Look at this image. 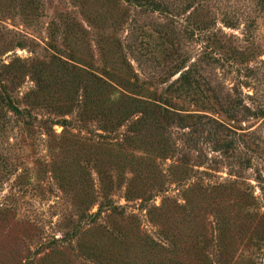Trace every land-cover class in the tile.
Returning a JSON list of instances; mask_svg holds the SVG:
<instances>
[{
    "label": "rangeland",
    "instance_id": "rangeland-1",
    "mask_svg": "<svg viewBox=\"0 0 264 264\" xmlns=\"http://www.w3.org/2000/svg\"><path fill=\"white\" fill-rule=\"evenodd\" d=\"M159 1L170 10L153 11L125 0H0V69L17 78L13 82L4 72V83L33 115L29 129L0 101V264H101L93 246L99 254L131 253L125 258L138 264H161L164 258L200 264L203 253L213 264H264V0ZM197 22L207 25L203 34ZM166 32L174 33L175 42L163 38ZM105 57L137 74L138 80H127L130 91L145 86L164 99L167 87L197 63L195 77L211 98L210 110L199 108L192 97H176L175 110L206 114L182 124L169 123L153 109L142 121L148 124V138L144 135L150 142L159 131L167 154L143 164L137 185L150 198L126 199L123 185L113 194L117 207L89 214L80 240L69 242L63 237L79 221L76 197L101 195L98 169L120 182L117 174L128 176L136 165L128 147L99 143L98 121L84 128L82 109L66 114L62 105L65 98L82 100L91 78L87 65L102 73ZM178 63L185 68L175 73ZM33 71L44 74L41 85L52 84L44 96L50 100L37 101ZM128 94L126 106L137 96ZM222 105L236 108L239 121L231 120ZM62 117L74 121L66 135L63 126L52 123ZM138 117L143 116L137 112L119 128L118 139L135 129ZM211 117L232 128L224 132L236 139L231 157L209 136L215 125ZM194 121L199 133L192 135ZM248 157L250 163L241 161ZM26 169L38 174L35 182L26 181ZM61 182L75 188L65 191ZM224 186L226 193L217 195ZM243 192L254 197L251 208ZM97 210L93 205L90 213ZM136 236L150 243L137 248L132 245ZM226 244H231L230 254L220 261V247ZM196 245L200 255L189 251Z\"/></svg>",
    "mask_w": 264,
    "mask_h": 264
},
{
    "label": "trees",
    "instance_id": "trees-1",
    "mask_svg": "<svg viewBox=\"0 0 264 264\" xmlns=\"http://www.w3.org/2000/svg\"><path fill=\"white\" fill-rule=\"evenodd\" d=\"M125 1H127L130 4L135 5L136 7H140L144 9H151L153 11H159V10L163 11L166 9H168V11L170 10V7L163 4L159 0H125ZM85 18L89 22L93 20L92 15H86ZM93 22L94 21H92V23ZM195 24L197 28L199 29V31L202 32L201 34H203V31L208 28L207 25L206 24L203 25L202 22L201 23L197 22ZM168 34L169 32H166L164 34L165 37L163 38H168L170 43L175 42L171 40V38L175 37L174 33L173 34L171 33L173 37L169 36ZM209 47L210 45H206V48H209ZM105 59L106 60H104V63H103L104 70L102 73H100L99 71H96L92 66L84 64V65H87L86 71L90 74L91 78H89L88 80L89 85L86 84L83 87L84 94H83L82 100H78V102H76L75 99L65 98L61 100L62 105H63V108H65L66 114L73 112L75 107H79L82 109V111L79 113H81L80 120L82 121L81 124L82 125L84 124L83 125L84 128L88 127V122L90 120L98 121L99 128L96 130V134H98L100 138L99 143L101 145L105 144L111 149H114L115 146L122 147V148L128 147V150L132 153V156L134 157V161L136 162V165L130 169L128 176H125L127 172L125 174H117L118 180L120 179V182L119 181L115 182L113 179H110V177L112 176L110 174H107L104 170H102L101 167L98 169L101 174L100 179L102 181L100 185V189H101L100 196L102 197V200L101 202L97 203L98 197H100V196L96 197L97 194L95 196L92 194L91 199H88L87 195L84 196L83 198H78V196L76 197L77 199L75 203L77 204L76 213L79 216V221L76 224H74L72 229L68 230L67 233L65 234V237H63V239L65 240L67 239L69 242H72L75 238L79 239V234H80L79 230L81 228L83 221L84 220L87 221L88 216L94 214V216L96 217L100 215L104 209H108V208L115 209L117 207L113 194H116V192L121 190L123 185L125 186L124 197L126 199H132L136 197L140 199L142 198L143 200H148L150 198L146 196V193H143V191H140L137 185L139 181V177L142 174V171H144L143 164L146 161H154L156 160L157 157H164V155L167 154L166 153V150H167L166 141H164L161 138V136L158 135L160 134L159 131H156V134L153 133L154 137L152 134V138L150 137L151 138L150 142H147V139H146L148 138V134H146L145 132H146V128L148 124H145V122H142V121L148 116L149 118L151 117V114L154 113L153 109L159 112L161 114L160 116H162L163 114L162 117H164L169 123L177 119L182 124L183 123L186 124L189 119H195V118L202 119L201 117L206 114L196 113V112H186V113L179 112L174 109L176 108L173 105L174 98L176 97L182 98L184 96L192 97L193 99L191 100H193L199 108H202L203 110H207V109L210 110L209 109L210 105L208 104H210L211 98L208 97L205 94V92H203L202 89H203L204 84L201 78L195 77V74L198 73L199 71V65L197 63L194 64L193 67L190 66L185 71H182L180 77L177 78L175 82L171 83L167 87L166 95L168 96V98L164 99L162 97L157 96L156 93H153L154 91H152V89L148 87L145 88V86L140 87L141 90H139L138 88L136 89L137 91H130L129 89H131L132 87H129L130 83L127 80H131V81L138 80L137 74L133 73V69L129 65H128L129 67L127 70L125 69L120 70L118 67H115L114 61L109 60L107 57H105ZM186 61H187L186 57L183 58L182 62H186ZM181 65L182 63H178L175 66L173 71L177 73L178 71L184 69L185 67L184 66L181 67ZM4 72L11 73V75L13 76L11 80L13 82L15 79H17L16 76H14L11 71L0 69V101L2 102L3 106L11 110L12 113L16 115L19 118V120L22 123H24V125L27 126V128L30 129L33 124L32 121L30 120V117L33 116L31 113V109L27 107L25 109H22L18 105V102L14 100L12 95H10L9 84L7 85L6 83H4V79H3ZM35 73L36 72L33 71V74ZM114 73H118L119 78L116 77ZM167 73L168 74H166V77H168L169 74H171V71L170 73L169 72ZM35 76H36L37 82H39L38 91H40V92H37V97H38L37 101L50 100L49 98L44 97V96L45 94L47 95L49 93L47 89L51 87L52 84L50 83V85H47L48 88H46V85L45 87L41 85V79H42V76H44V74L41 77H38L36 73ZM113 76H115V79L118 80L117 81L118 83L116 84L113 83L115 82ZM73 82L71 80V83ZM104 86H107L106 89H104ZM99 88H102L103 90L99 91ZM130 92L136 94L137 96L136 97L133 96L134 99L132 100V102L126 106L123 104V102L125 98L132 97L130 94H128ZM108 105L110 106V108L107 107ZM116 105H119V109L120 108L122 109L120 111H117L115 109ZM222 108H224V105H222ZM223 111L227 112L226 114L231 120L239 121L238 110L236 108L233 107L232 110L230 111L229 109L225 110L224 108ZM137 112L142 114L143 117H140V118L138 117V119H136V121L133 124L134 126L133 128L135 129H132L129 133L124 132L123 134L124 139L123 138L118 139L117 132L120 130L119 128L125 122L132 119V117L135 116ZM260 115H264L263 111L260 113ZM245 116L247 115L245 114ZM211 120L214 122L215 125L212 126L214 130L209 132L210 134L209 136H211V139L214 141L217 150L222 151L223 153L227 154L228 157H231L232 155L230 154L236 149V139H233L229 135L224 134V132L226 130L231 131L232 128L227 123L219 119L211 117ZM197 122L194 121L193 123L194 126L192 129V135H194L195 133H199V127H198ZM52 123L53 125L58 124L64 127L62 135L69 134L70 132L68 130L69 127L74 126V121L67 117L53 119ZM188 126L189 125H185V127H188ZM49 128L51 129L52 126L47 127V129ZM139 128H142V129H139ZM70 134L72 136H76L74 133H70ZM144 134H146V138ZM154 139L155 141L152 142ZM92 140H93L92 138H89V141H92ZM118 141H121V142L118 143ZM243 160H245L246 163H250L251 159L248 157L247 159L243 158L241 161L243 162ZM231 165L234 166L233 164ZM24 176L27 178L26 181L28 183H32V182H35L33 180L37 179L38 174L35 171L26 169V173L24 174ZM61 183H62L61 184L62 188L65 191L66 189L67 191H69L70 189L75 188V186L72 183H67V184H64L63 182ZM227 190H228V187L224 186V189L220 188L219 190H217L218 191L217 195H222L226 193L225 191ZM243 193L245 195V196L243 195L244 203L247 202L246 206H250L251 208L254 204L253 201H255L254 197L251 196L249 193L248 194H246L245 192ZM222 197H224V195ZM78 199L80 201H78ZM96 204H98L97 212L90 213L92 206ZM217 213L220 215L221 211L217 210ZM222 229L223 228L221 227L219 238L223 239L226 230L225 229L222 230ZM164 236H168V235H164ZM55 241H58V240L55 239ZM132 242H133L132 244L133 246H136L137 248H143V245H146V243L147 244L150 243V240L146 238L142 239L136 236L135 238L133 237ZM172 244H173V240H172ZM133 246L132 248L135 249V247ZM191 247L192 249H189L190 252H195L200 255V252L202 249L199 248L200 249L199 250L197 245L191 246ZM229 247H231V244H226L220 247V252H221V255L223 256L221 257V259H219L220 261L222 260L224 261L227 259L226 256L230 254ZM91 249L95 250L94 256L92 255L93 253H90L89 251L87 253L90 256H93L94 258H96V260L100 262L101 264H138V262H136L135 259L125 258V256L130 257L131 255H133L131 253H130L131 255L128 254L124 256L123 251L121 250L118 251L116 249L117 253H115V255L109 254L108 252L105 253V251L99 254L97 252L98 251L97 247L93 246L91 247ZM167 250L169 249L167 248ZM208 257H210L209 254L206 255L203 253V255L200 256V260H201L200 264H213L214 260L212 261V259H209ZM172 260L173 259H170V258L169 259L164 258L163 260H161L162 262L161 264H174V261ZM176 264H181V263L176 261Z\"/></svg>",
    "mask_w": 264,
    "mask_h": 264
}]
</instances>
